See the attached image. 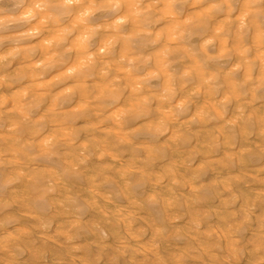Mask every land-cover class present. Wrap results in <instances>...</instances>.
I'll return each mask as SVG.
<instances>
[{
    "label": "clouds",
    "instance_id": "clouds-1",
    "mask_svg": "<svg viewBox=\"0 0 264 264\" xmlns=\"http://www.w3.org/2000/svg\"><path fill=\"white\" fill-rule=\"evenodd\" d=\"M0 264H264V0H0Z\"/></svg>",
    "mask_w": 264,
    "mask_h": 264
}]
</instances>
